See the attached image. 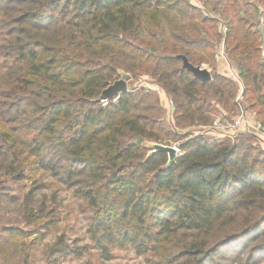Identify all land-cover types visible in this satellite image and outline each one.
<instances>
[{
	"label": "trees",
	"instance_id": "16d2710c",
	"mask_svg": "<svg viewBox=\"0 0 264 264\" xmlns=\"http://www.w3.org/2000/svg\"><path fill=\"white\" fill-rule=\"evenodd\" d=\"M205 8L195 0H0V264H18L12 254L28 264V239L47 226L36 181L27 192L15 187L38 170L86 203L87 233L103 258L112 248L157 264L264 257L261 132L201 128L240 107L264 128V0H225L218 16ZM221 40L238 82L217 72ZM182 55L207 64L211 79L195 78ZM120 71L130 75L128 92L99 100ZM151 142L176 146L174 161L148 156ZM12 204L16 223L2 214ZM72 250L58 240L47 252Z\"/></svg>",
	"mask_w": 264,
	"mask_h": 264
},
{
	"label": "rangeland",
	"instance_id": "374dc122",
	"mask_svg": "<svg viewBox=\"0 0 264 264\" xmlns=\"http://www.w3.org/2000/svg\"><path fill=\"white\" fill-rule=\"evenodd\" d=\"M195 2L198 5L203 2L205 9L208 12L211 11L210 14L218 16L216 10L218 11L225 0H195ZM246 10L251 12V8ZM1 38L0 35V41ZM218 50L219 46L216 50L217 53ZM202 66L210 70L207 64ZM3 69V59L0 56V75ZM235 75H233V78ZM127 86L130 87L128 82ZM167 106H164L165 111L168 109ZM221 116V114H218L215 118ZM197 130L199 128H191L193 132ZM34 181L37 183L34 192L35 200L44 202L46 206V210L38 213L43 215V220L46 221L47 226L41 227L38 232L29 237L28 240L33 241V246L28 257V264H157L155 256L151 254L139 255L131 248H112L108 258H103L87 233L89 211L86 203L75 195L73 188L59 182L48 170H38L29 180L24 181V187L22 184L15 186L17 188L16 192H27ZM35 208L38 210V203L35 204ZM6 209H8V212H2L4 219L10 221V223H16L20 220L14 204L7 206ZM46 214L47 216H45ZM48 214L52 216L49 217ZM58 240H62L63 244L68 245L73 250L61 256L49 255L48 248ZM258 255L261 257L262 254L259 253ZM10 257L18 261V264H23L21 259L14 256V254ZM257 264H264V257Z\"/></svg>",
	"mask_w": 264,
	"mask_h": 264
},
{
	"label": "water",
	"instance_id": "95a60500",
	"mask_svg": "<svg viewBox=\"0 0 264 264\" xmlns=\"http://www.w3.org/2000/svg\"><path fill=\"white\" fill-rule=\"evenodd\" d=\"M258 28L262 34V47H263V58H264V31L262 29L261 24L258 25ZM182 59V67L188 70L195 78L201 80H209L211 79V75L208 69L201 66H194L188 62L185 56H180ZM119 78L113 81L109 86H107L99 95L98 99L101 101H112L115 100L119 94L128 92L127 82L130 80V75L120 71ZM141 140H138L140 143ZM150 148L148 152V156L157 153L164 152L168 156L167 165L172 163L177 156L178 149L173 145H163L160 143L151 142L147 145Z\"/></svg>",
	"mask_w": 264,
	"mask_h": 264
},
{
	"label": "built area",
	"instance_id": "2783aa9c",
	"mask_svg": "<svg viewBox=\"0 0 264 264\" xmlns=\"http://www.w3.org/2000/svg\"><path fill=\"white\" fill-rule=\"evenodd\" d=\"M225 31H226V27L224 25H222V33H224ZM220 58L226 59L225 54H224V50H223V40H221L219 43L218 53L217 52L215 53V59L218 60ZM234 80H236L238 82L239 81L238 76L235 75ZM166 108H168V109H166V115L169 118H171V115H172V102L171 101L169 102V104ZM246 115H247L246 112L240 107L238 113L235 116L230 117L228 115H222L221 117L215 118L210 125L205 126V127H201V128L203 130L219 132V133L226 132V131L238 132L242 126L247 124V116ZM253 119H254V117H253ZM252 127L253 128L251 130L260 131V132L264 133V128H261L260 125L257 124V122L255 121V119H254V123H253ZM191 128H189L188 130H191Z\"/></svg>",
	"mask_w": 264,
	"mask_h": 264
},
{
	"label": "crops",
	"instance_id": "0c3cea01",
	"mask_svg": "<svg viewBox=\"0 0 264 264\" xmlns=\"http://www.w3.org/2000/svg\"><path fill=\"white\" fill-rule=\"evenodd\" d=\"M216 69H217V72L228 75L230 77H233L234 74H236L237 76V69L235 65L229 63V61L225 58L218 59ZM239 86L241 88L240 84ZM246 116H247V124L240 128L241 131L245 129L251 130L253 128L252 125L254 123V119L252 115L247 114ZM259 135L264 139V133L261 132V134Z\"/></svg>",
	"mask_w": 264,
	"mask_h": 264
}]
</instances>
